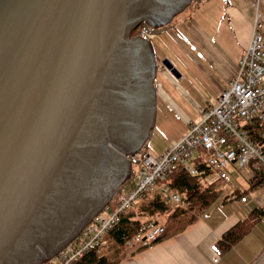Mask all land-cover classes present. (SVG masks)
<instances>
[{
    "label": "water",
    "instance_id": "95a60500",
    "mask_svg": "<svg viewBox=\"0 0 264 264\" xmlns=\"http://www.w3.org/2000/svg\"><path fill=\"white\" fill-rule=\"evenodd\" d=\"M190 1L0 0V264L44 263L127 181L158 76L129 37Z\"/></svg>",
    "mask_w": 264,
    "mask_h": 264
},
{
    "label": "crops",
    "instance_id": "0c3cea01",
    "mask_svg": "<svg viewBox=\"0 0 264 264\" xmlns=\"http://www.w3.org/2000/svg\"><path fill=\"white\" fill-rule=\"evenodd\" d=\"M255 2H258L257 5ZM257 17L260 18L259 31L264 36V0H199L173 23L171 27H175L174 31L180 34L179 43L190 56V50H193L196 60L195 71L190 66H180L179 76L200 94L201 102L193 100L185 91L187 98H182L189 100L196 109V116L190 118L192 115L181 109L176 98L162 87L159 88L161 100L157 117L159 112L165 114L166 109H171L186 117L187 122L185 128L169 136L161 130L165 124L164 118H158L156 127L159 125L160 135L169 142L168 146L172 141H180L191 125L201 120L202 113L213 107L219 96L231 87L238 74L240 60L250 44ZM160 32L149 39L156 63L159 54L165 59L162 44L165 45L167 40L159 36ZM155 47L159 49L157 54ZM259 163H251L249 172L235 173L227 183L218 178L215 181L218 185L215 188L216 198L184 230L161 237L143 249H133L125 244L119 249L121 256L112 264H264V182L259 185L260 180L264 181V165L260 163L262 168L255 169ZM145 199L135 206V210ZM169 205L173 207V204ZM245 220L251 223L250 232L229 251L220 254L217 244L223 235ZM164 222L150 219L141 224L156 223L164 226ZM104 250L113 255L118 248L108 241Z\"/></svg>",
    "mask_w": 264,
    "mask_h": 264
},
{
    "label": "built area",
    "instance_id": "2783aa9c",
    "mask_svg": "<svg viewBox=\"0 0 264 264\" xmlns=\"http://www.w3.org/2000/svg\"><path fill=\"white\" fill-rule=\"evenodd\" d=\"M259 25L260 18L257 17L250 44L240 60L231 87L219 96L213 107L202 113L200 122L192 124L164 156L158 160L148 158L132 189L120 192L110 204L112 206L104 209L106 214L103 211L96 216L53 264H70L96 248L102 251L107 245L106 235L123 217L133 212L148 193L164 196L163 199L173 205L184 206L179 192L170 185L162 190L157 187V180L173 172L178 163L185 165L191 175H198L199 168L208 169L226 183L235 173L249 172L253 162L264 165V151L251 140L247 131L249 124L264 122V36ZM164 231L162 225L143 223L126 245L133 249L146 248Z\"/></svg>",
    "mask_w": 264,
    "mask_h": 264
},
{
    "label": "trees",
    "instance_id": "16d2710c",
    "mask_svg": "<svg viewBox=\"0 0 264 264\" xmlns=\"http://www.w3.org/2000/svg\"><path fill=\"white\" fill-rule=\"evenodd\" d=\"M199 0H193L191 4L179 15H177L170 24L154 30L150 29V26L143 22L132 34L131 38L134 36H147L153 35L154 33L160 32L165 29H169L176 20H179L185 12L190 8L194 7ZM141 34V35H140ZM248 135L252 141L258 144L264 151V122L256 121L253 124L247 126ZM147 144V143H146ZM145 144V145H146ZM144 145V146H145ZM136 154H140L144 148ZM135 155V156H136ZM134 156V157H135ZM147 154H142L140 158L141 164L138 165L139 169L143 163L144 158ZM132 171L134 172V159H131ZM263 165L260 163L256 165L255 169H261ZM198 175H191L186 168L179 167V169L169 176V184L172 188L183 194V199L188 207L183 206H173L169 208L168 203L161 197H157L150 201L145 207H143V216L148 219L150 216L164 215L167 219L163 223L165 228L166 237L168 234L173 235L184 230L188 225L196 221V215H200L206 208L214 201L217 196V191L215 185L206 181H202V177L207 176L211 173L210 170H205L203 168L198 169ZM130 179V178H129ZM129 179L127 181H129ZM264 181L260 180L259 185ZM126 183V182H125ZM257 184V183H255ZM122 188V187H121ZM121 188L118 190L119 194ZM249 220L241 221L239 224L234 226L232 229L227 231L222 239L217 244V249L220 254H224L229 251L234 245L240 242L251 229ZM141 227V222L134 219L133 214L125 216L119 222V224L109 232V237L111 241L117 246L118 250L123 248L126 242L132 238ZM163 236V237H164ZM110 259L103 254H98L96 251L86 254L84 257L76 260L72 264H110L108 261ZM47 264V263H42Z\"/></svg>",
    "mask_w": 264,
    "mask_h": 264
},
{
    "label": "rangeland",
    "instance_id": "374dc122",
    "mask_svg": "<svg viewBox=\"0 0 264 264\" xmlns=\"http://www.w3.org/2000/svg\"><path fill=\"white\" fill-rule=\"evenodd\" d=\"M257 3L258 2H255V5H257ZM171 21L168 24H170ZM174 28L175 27H171L169 29L162 30L160 32V34H159V36L165 37L167 42L165 43V45L162 44L163 47H164V52H165V53H163V57H165V59H162V56L160 54L157 57L158 58V61H157L158 76H157V95H156V120H155V125H154V128H153L152 134L149 137L148 141L146 142L147 144L144 146V148H143V150L141 152V155L142 154H148V155H151V156H153L155 158H158L159 156L164 154L172 146V144L174 142V141H172L170 143V145L168 146L169 142L162 135H160V127H159V125L156 127L158 118H160V117L164 118L165 124L162 126L161 130L163 132L165 131L169 136L175 135L176 133L181 131L183 128H185L186 123H187V122H185L186 117L184 118L183 115H180V114H178L177 112H175V111H173L171 109H168V110L166 109L165 110V114L163 113V111L159 112V115L157 117L158 104H159V100H161L160 96H159V91H158L159 88L162 87V89H164L171 96L176 98L178 103H179V106L181 107V109L185 113L189 114L190 116L192 115V117H190V118H194L196 116V109H195V105L190 103L189 100H186V99L182 98V96L187 98V96H186L187 94H186L185 91H187L192 96L193 100L201 102L200 101V97L201 96H199L200 94H198L197 92L194 91V87L191 86L190 83L187 80H183V78L177 77L170 69H168V67L166 66V63L164 64L165 61L168 62V63H171L173 65V67L175 69H177L179 74L181 73V71L179 69L180 66H183V67H189L190 66L193 69V71H195L196 60H195V57L193 55L195 52L193 50H190L192 52L191 56L187 52H185V50L183 48V45L179 43L180 34L177 31H174L175 30ZM150 29L154 30V27L150 26ZM183 29H185V28H183ZM171 31H173V32L170 33ZM154 34H156V33H154ZM186 36H187V34H186ZM151 37H152V34L150 36L149 35H147V36H137L136 35V36H134L131 39L134 40L135 38H140V39H143V40H145L147 42H150L149 39H151ZM157 47H155L156 54L159 51V49ZM170 77H173V79L170 78ZM172 83H174L173 84L174 88L172 86ZM198 116L200 117V115H198ZM199 117H198V119H199ZM199 121H196V122L199 123ZM152 154H155V155L161 154V155L154 156ZM141 155L138 154L135 157H133L134 163H135V166H134V169H133L134 172L132 171L131 175L128 177V179L130 178L129 181H125L126 183L122 185V188L119 187V188H121L120 192H123V191L128 192V191H130L132 189V187H133V185H134V183L136 181V177L138 176V173H139L138 165L141 164V162H140ZM218 178H219V176H218L217 173L211 172L207 176L202 177V181L208 180V182H212L215 185L214 187L217 188L218 185L216 184L215 181ZM169 183H170L169 179H167V180L162 181L160 183V186L170 185ZM177 192H179V191H177ZM159 194L161 195L160 192H159ZM179 194L183 196V194L181 192H179ZM151 195H152L151 193H148L146 195L147 197L143 201V203H140L136 207V210L134 209L133 212H131L130 214H128L126 216H129V215L133 214L135 220L140 221V222L143 221L144 223H145V221L147 222V220H150V219H152V220H160L161 222H164V220L167 219V216H165V215H155L153 217L150 216L149 219L146 216H143V212H142L143 207H145L150 201H152L153 199L157 198V196H158V195L157 196H151ZM164 198H166V197H164ZM112 200L113 199H111L108 202V204ZM110 206H112V205H110ZM169 208L172 209L173 207H171V205H169ZM104 212L106 214V211H104ZM106 236L109 237V233ZM106 241H107V239H106ZM108 241L111 242L113 247H117L114 244L113 241H111L110 239H108ZM108 241H107V243H108ZM106 246L107 245H105V247ZM104 248L102 249V253H103V255H106L110 259L108 261L110 264L114 263L122 254L118 250L117 252H114L113 255H112V254H109L110 251H106V250H104ZM141 249H143V248H141Z\"/></svg>",
    "mask_w": 264,
    "mask_h": 264
},
{
    "label": "bare ground",
    "instance_id": "6f19581e",
    "mask_svg": "<svg viewBox=\"0 0 264 264\" xmlns=\"http://www.w3.org/2000/svg\"><path fill=\"white\" fill-rule=\"evenodd\" d=\"M193 0H191L184 8H183V10H181L179 13H177L174 17H173V19L178 15V14H180V13H182L190 4H191V2H192ZM172 19V20H173ZM143 22H146V20H144V21H142L137 27H136V29L143 23ZM168 24V23H167ZM166 24V25H167ZM163 26H165V25H163ZM163 26H161V27H163ZM157 28H160V26L159 27H156L155 29H157ZM135 29V30H136ZM134 30V31H135ZM133 31V32H134ZM133 32H132V34H133ZM132 34L130 35V40L132 41V39H131V36H132ZM182 139V138H181ZM180 139V140H181ZM171 148V147H170ZM169 148V149H170ZM142 149V148H141ZM140 149V150H141ZM168 149V150H169ZM139 150V151H140ZM167 150V151H168ZM138 151V152H139ZM166 151V152H167ZM137 152V153H138ZM165 152V153H166ZM165 153L164 154H162L161 156H159L158 158H155V157H153V156H151V155H147L145 158H144V160H143V163H142V165H141V167H140V169H139V173L143 170V168H144V165H145V162H146V160L148 159V158H153V159H156V160H158L159 158H161L162 156H164L165 155ZM184 167V168H186L185 167V165H183V164H180V163H178L177 164V166H176V169L173 171V172H170V173H168L164 178H161V179H158L157 180V187H158V189L159 190H161V189H163V188H165L166 186H160V183L162 182V181H164V180H167L168 178H169V176L171 175V174H173L174 172H176L178 169H179V167ZM186 170H187V168H186ZM188 171V170H187ZM131 173H132V162L130 161V174H129V176L131 175ZM139 173H138V175H139ZM123 184H125V182L123 183ZM122 184V185H123ZM122 185H120L119 187H122ZM168 186V185H167ZM120 188H118L117 189V191L115 192V194H114V196H113V200L108 204L107 203V205L96 215V216H98L108 205H110L113 201H114V199H116L117 197H118V195L119 194H117V192H118V190H119ZM180 195V194H179ZM180 197H181V200L183 201V203H184V206L183 207H188V204H186L185 203V201H184V199H183V197L180 195ZM173 206H175V205H173ZM177 206H179V205H177ZM95 216V217H96ZM94 217V218H95ZM93 218V219H94ZM93 219L81 230V232L70 242V243H68L65 247H63L60 251H58L53 257H51V258H49L48 260H46L45 261V263H47V264H53L54 262H55V260H56V258H58V256L62 253V252H64L70 245H72V244H74L76 241H77V239L80 237V235H81V233H82V231L88 226V225H90L91 223H92V221H93ZM165 229V228H164ZM164 234H165V231H164V233H163V235L161 236V237H163L164 236ZM160 237V238H161ZM159 238V239H160ZM158 239V240H159ZM157 240V241H158ZM93 251H96L98 254H102V251L100 250V249H98V248H96V249H93V250H91V251H88V252H85L83 255H82V257H84L86 254H88V253H90V252H93ZM82 257H79V258H77V259H75V260H73L70 264H72V263H74L76 260H78V259H80V258H82Z\"/></svg>",
    "mask_w": 264,
    "mask_h": 264
}]
</instances>
